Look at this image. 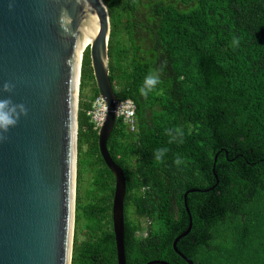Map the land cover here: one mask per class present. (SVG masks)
I'll return each instance as SVG.
<instances>
[{
    "label": "trees",
    "instance_id": "obj_1",
    "mask_svg": "<svg viewBox=\"0 0 264 264\" xmlns=\"http://www.w3.org/2000/svg\"><path fill=\"white\" fill-rule=\"evenodd\" d=\"M103 2L113 89L136 105L137 131L117 118L107 142L126 178V264H187L173 241L190 216L177 248L193 264H264V0ZM156 69L161 83L140 95ZM99 96L87 47L71 264H117L115 179L88 115Z\"/></svg>",
    "mask_w": 264,
    "mask_h": 264
},
{
    "label": "water",
    "instance_id": "obj_2",
    "mask_svg": "<svg viewBox=\"0 0 264 264\" xmlns=\"http://www.w3.org/2000/svg\"><path fill=\"white\" fill-rule=\"evenodd\" d=\"M110 16L103 0H0V99L24 104L0 140V264H71L75 227L79 86L89 47L94 80L107 105L99 151L114 176L112 227L117 264H126V178L107 142L118 100L109 76ZM93 35L80 53V41ZM10 83L11 92L3 91ZM199 191L188 190L187 195ZM200 192V191H199ZM204 192V191H203ZM173 241V250L189 234ZM147 264H169L154 260Z\"/></svg>",
    "mask_w": 264,
    "mask_h": 264
},
{
    "label": "clouds",
    "instance_id": "obj_3",
    "mask_svg": "<svg viewBox=\"0 0 264 264\" xmlns=\"http://www.w3.org/2000/svg\"><path fill=\"white\" fill-rule=\"evenodd\" d=\"M160 71V69L152 70L145 75L139 88L140 95L147 96L161 83ZM12 87L10 83L5 82L3 84V91L11 92ZM26 115L27 109L24 104H14L10 99H0V140L6 137L10 128L16 126L21 116ZM166 151L167 149L165 148L156 149L154 151V159L160 160Z\"/></svg>",
    "mask_w": 264,
    "mask_h": 264
},
{
    "label": "built area",
    "instance_id": "obj_4",
    "mask_svg": "<svg viewBox=\"0 0 264 264\" xmlns=\"http://www.w3.org/2000/svg\"><path fill=\"white\" fill-rule=\"evenodd\" d=\"M107 114V105L102 96L96 98L92 104L91 110L88 115L91 117V122L94 128L99 131L103 126ZM136 105L131 99L118 101L117 117L123 119L124 123L128 126L131 132L137 131L136 120Z\"/></svg>",
    "mask_w": 264,
    "mask_h": 264
},
{
    "label": "bare ground",
    "instance_id": "obj_5",
    "mask_svg": "<svg viewBox=\"0 0 264 264\" xmlns=\"http://www.w3.org/2000/svg\"><path fill=\"white\" fill-rule=\"evenodd\" d=\"M93 35H86L81 41H80V47L78 50V58L80 56V53L90 44L92 41Z\"/></svg>",
    "mask_w": 264,
    "mask_h": 264
},
{
    "label": "rangeland",
    "instance_id": "obj_6",
    "mask_svg": "<svg viewBox=\"0 0 264 264\" xmlns=\"http://www.w3.org/2000/svg\"><path fill=\"white\" fill-rule=\"evenodd\" d=\"M86 90H87V88H86ZM144 225H145V223H143Z\"/></svg>",
    "mask_w": 264,
    "mask_h": 264
}]
</instances>
